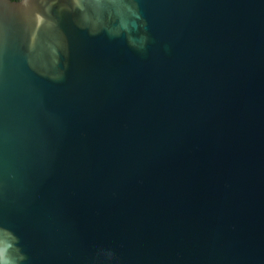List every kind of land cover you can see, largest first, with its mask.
<instances>
[{"label":"water","instance_id":"1","mask_svg":"<svg viewBox=\"0 0 264 264\" xmlns=\"http://www.w3.org/2000/svg\"><path fill=\"white\" fill-rule=\"evenodd\" d=\"M0 264H264V0H0Z\"/></svg>","mask_w":264,"mask_h":264},{"label":"trees","instance_id":"2","mask_svg":"<svg viewBox=\"0 0 264 264\" xmlns=\"http://www.w3.org/2000/svg\"><path fill=\"white\" fill-rule=\"evenodd\" d=\"M11 1H18V0H11Z\"/></svg>","mask_w":264,"mask_h":264}]
</instances>
